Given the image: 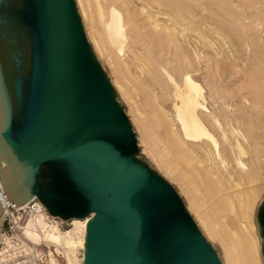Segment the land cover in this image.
I'll use <instances>...</instances> for the list:
<instances>
[{"label":"rangeland","instance_id":"rangeland-1","mask_svg":"<svg viewBox=\"0 0 264 264\" xmlns=\"http://www.w3.org/2000/svg\"><path fill=\"white\" fill-rule=\"evenodd\" d=\"M42 1L0 0V69L19 98L15 122L29 89L28 33H39ZM108 1L71 0L74 31L132 134L129 158L179 201L221 264L243 259L248 241L255 243L252 263L264 264V0H115L126 32L122 58L106 43L102 14ZM180 56L215 115L207 123L215 148L192 154L168 129L174 98L162 81L166 75L179 80ZM120 158L129 172V158Z\"/></svg>","mask_w":264,"mask_h":264},{"label":"water","instance_id":"water-1","mask_svg":"<svg viewBox=\"0 0 264 264\" xmlns=\"http://www.w3.org/2000/svg\"><path fill=\"white\" fill-rule=\"evenodd\" d=\"M42 2L39 33L27 31L29 89L17 122L19 98L0 69V189L6 199L18 206L35 197L53 217L87 218L81 264H218L172 193L149 172L142 177L136 171L139 164L129 158L132 134L102 76L86 61L71 0ZM3 218L0 207V227Z\"/></svg>","mask_w":264,"mask_h":264},{"label":"bare ground","instance_id":"bare-ground-1","mask_svg":"<svg viewBox=\"0 0 264 264\" xmlns=\"http://www.w3.org/2000/svg\"><path fill=\"white\" fill-rule=\"evenodd\" d=\"M105 5H106V9L103 12L104 14H102V15L105 16L104 17L105 21L103 22V27H104L105 38L107 41L106 43H107V45H109L112 48V50H110V51L114 52L113 54L116 55L115 56L116 58H122L124 56V53H125L123 51V44H124L125 39H126V34H125L126 32L124 29V19H123L122 14L120 13L118 8L116 7L115 0H109L108 2H106ZM132 30H134V29H132ZM103 42L105 43V40ZM114 55H111V56L114 57ZM111 56L109 57V59L113 63V57H111ZM177 63H178V67H179L178 71L180 72L179 80L176 81V79H175L176 77L175 78L173 77L174 75L172 76L174 78V80L167 75H166V78L163 79V77H162L163 75H161V77L163 79V80L162 79L161 80L162 81L166 80L167 86H169L171 88L170 92L172 93V97L174 98V102H173L174 115H170L171 117L169 116V118L167 117L169 119V120L167 119L169 122V128L168 129H170L171 132L174 134V137H175L176 141L178 142L179 146L181 147V149L184 151L187 148L191 152V153H189L186 151L189 154L196 153L197 151H202L204 149H207L209 146H214V148H215L216 142L214 141L213 137L210 135V133H209L210 130L208 131V129H207L208 121H211L212 117L215 116L212 114L213 110H212V112L209 110L210 105L208 107L206 106V103H208V100H207L206 96L204 95L203 89H202L201 85H199L198 80L194 79V76H192L193 71L187 67V65H186L187 62L185 63V59L180 56L178 58ZM175 66H177V65H175ZM162 67H161L160 63L157 64V69H156L157 74L162 73V70H163ZM177 69H176V71H177ZM167 71H169V70H167ZM257 76L259 77L258 74H257ZM257 95L260 98L263 96V94H261V93H257ZM211 122H213V121H211ZM217 130H219V129H217ZM233 131H234V129H233ZM237 142H239V141H237ZM239 144H237V145L239 146ZM238 155H240V153ZM235 163H237V162H235ZM237 164H239L238 166H239L241 171L245 170L243 164H241V163H237ZM136 171H139L140 175L142 177L148 176V171L146 170L145 167L143 168L142 166L138 165L136 167ZM238 171H239V169H238ZM252 183H253V181L252 182L249 181L247 183V186H251ZM91 216H92V214H91ZM87 221H88L87 218H82V219L72 218V220H70V222H69V229L67 231H65V232L56 231V232H52V233H47L43 237L45 241H47L48 243H51L52 245H61L62 246L63 253H64L63 256L65 258L66 264H81V257L79 259H76L75 254L79 249L83 250V248H84V235H85V228H86ZM39 225H40L39 221L28 222L27 225L25 226L24 234L27 237H30L31 236V234H30L31 227L32 226H39ZM250 232H251V230H250ZM246 235L249 236L248 234H246ZM34 237H37V236H34ZM245 239H247V238L245 237ZM248 239L250 240L251 237ZM243 244H245V243H243ZM254 244H253V242L248 241L247 242V252H245L243 259H241L239 261H233V263L231 262V260L228 259V263H231V264H243V263L253 264L252 262H253V260H255L253 253L256 252ZM215 259H216L218 264H221L217 257H215ZM254 262L256 264V261H254Z\"/></svg>","mask_w":264,"mask_h":264},{"label":"built area","instance_id":"built-area-1","mask_svg":"<svg viewBox=\"0 0 264 264\" xmlns=\"http://www.w3.org/2000/svg\"><path fill=\"white\" fill-rule=\"evenodd\" d=\"M0 207L4 212L0 227V264H66L62 246L52 245L43 237L47 233L67 231L70 220L49 215L35 197L22 205H14L1 189ZM36 221L40 225L32 226L31 236L27 237L25 226Z\"/></svg>","mask_w":264,"mask_h":264},{"label":"crops","instance_id":"crops-1","mask_svg":"<svg viewBox=\"0 0 264 264\" xmlns=\"http://www.w3.org/2000/svg\"><path fill=\"white\" fill-rule=\"evenodd\" d=\"M93 215V213H91Z\"/></svg>","mask_w":264,"mask_h":264}]
</instances>
